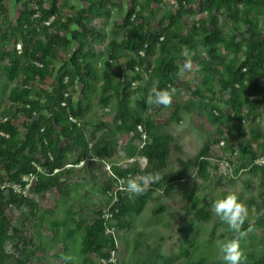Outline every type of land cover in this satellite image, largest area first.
<instances>
[{
    "label": "rangeland",
    "instance_id": "374dc122",
    "mask_svg": "<svg viewBox=\"0 0 264 264\" xmlns=\"http://www.w3.org/2000/svg\"><path fill=\"white\" fill-rule=\"evenodd\" d=\"M136 1V12L143 15L141 20L136 21L139 27L157 35L170 31L176 38H170L167 50L158 44L154 53L147 55L142 66L144 71L138 78L129 68L132 62L137 61L135 55L122 49L113 55L110 48L113 40L120 42L125 39L124 24L131 9V0H108L100 13L98 10L88 12L89 26L103 31V38L93 42L97 56L90 60L95 66L96 79L92 81L93 89L88 91L87 99L84 100L83 87L78 79L68 94L72 93L77 113L74 117L79 121L78 127L84 130L89 153L85 155L79 147L67 144L60 129L56 128L55 140L66 151L61 167L49 173L41 166L43 172L22 192H15L14 186L20 184L23 176L17 181L5 170L0 171V193L4 198L6 215L11 221L0 264H18L20 260H27L26 254L30 264H182L189 261L224 264L216 241L231 239L234 234L211 208L215 199L223 198L229 192H235L248 209V218L242 227L246 234L240 239L244 254L242 264H257L250 262L248 256L260 257L263 254L261 171L243 169L236 147L245 140L252 143L259 156L264 154V107L251 115L245 112L242 127L234 129L236 120L225 102L229 95L221 91L217 81L212 92L203 90L207 75L204 63L224 72L226 64L232 59L236 60L235 68L240 67L245 60L244 55H236L221 44L217 59H213L208 55L204 37L193 38L190 47L181 42L182 37H192L193 25L198 26L201 17H208L206 0H189V3L182 0H160L158 3ZM180 3L183 10L178 15ZM46 5H50L49 0H46ZM88 7L86 0H60V19L62 22L73 19ZM21 13V5L16 0H0V122L11 117V122L19 129V138L23 139L30 120L27 113L22 112L24 103L15 97L14 91L30 90L24 99L41 104L38 111H33V119L48 118L44 92L52 93L64 69L72 68L69 59L78 50V45L73 41L66 44L62 49L65 52L63 57L51 60L53 73L45 81L35 79L23 83L25 73L21 67L27 60L21 54L24 41L16 30V20ZM255 16L264 35V15ZM219 17L225 39L234 40L245 50L249 35L242 17L237 30L234 20L223 14ZM206 28L211 29L208 24ZM69 29L75 30L76 26L71 25ZM61 33L71 38V32ZM38 37L46 40L44 34ZM187 58L192 59L193 69L181 77L178 72ZM15 64L21 69L14 72L11 79L9 74L12 67H17ZM168 64L177 72V79L171 85L177 88V94L168 108L150 106L146 102L148 92L153 82L160 79L154 70L159 66L165 68ZM124 82L132 87L136 85L137 94L130 98V104L148 123V129L143 127V131L139 132L140 138L125 132L117 119ZM107 83L113 89L106 93L104 101L101 95ZM253 85L264 86L259 80ZM141 102L145 105L142 106ZM26 107L30 108V105ZM211 113L224 120L220 127L210 116ZM154 137L163 138L170 150L163 160L166 180L158 181L157 187L150 185L142 194L130 195L125 191L127 178L145 175L147 170L152 169L144 148ZM224 142L231 144L226 151L219 149ZM205 146H210L203 159L208 177L202 175L196 159ZM36 158L42 159L41 154H37ZM54 176H58L57 181H53L54 187L40 191V182L48 184ZM11 191L19 197L35 200L36 211L32 213L25 206H14ZM118 193L134 202L144 201L141 213L132 211L125 217L123 225L110 212L113 203L118 200ZM203 207L210 212L209 220L201 221L196 216ZM97 220L103 222L104 234L113 240L114 248L85 255L82 252L85 225ZM22 251L25 253L22 254ZM64 256L71 259L66 262L62 259Z\"/></svg>",
    "mask_w": 264,
    "mask_h": 264
},
{
    "label": "trees",
    "instance_id": "16d2710c",
    "mask_svg": "<svg viewBox=\"0 0 264 264\" xmlns=\"http://www.w3.org/2000/svg\"><path fill=\"white\" fill-rule=\"evenodd\" d=\"M107 1L86 0L89 6L86 10L80 11L77 17L62 22L59 16L60 0H49V6L46 5V0H16L22 8V13L16 20V30L24 41L21 54L27 60L26 64L21 67L25 73L23 83L27 84L35 79L45 81L49 78L53 73L51 60H58L63 57L62 55L65 52L62 49L66 44L73 41L77 43L78 50L69 59V64L72 68L67 67L66 70L64 69L55 90L52 93L44 92V98L47 99L46 111L48 112V118L39 117L38 119H33V111H38L41 108V104L37 101L32 102L24 99L30 94V90L18 89L14 91L15 97L24 103L21 110L27 113L30 127L23 139H20L19 129L11 122V117H7V122H0V132L5 134H0V171L5 170L13 180L18 181L24 175L37 173L34 163L42 166L49 173H53L55 168L61 167L65 160L66 151L55 140L54 133L56 128L60 129V134L66 139L67 144L72 143L73 146L79 147L85 155L89 153L84 130L69 120L70 115L77 116L73 106L72 93L68 97H65V94L75 85L77 79L82 84L84 100L87 99L88 91L93 89L92 81L96 79V71L90 60L97 56L93 48V42L103 38V31L89 26L87 14L93 10H98L100 13V9L104 7ZM152 1L158 3L160 0ZM206 1L208 3V17H201L198 26L196 24L193 25L192 37L190 39L182 37L181 42L190 47L192 46L193 38L204 37L208 55L213 59H217L221 44L225 46L226 50L234 52L236 55L240 53L244 55L245 60L240 67L235 68L236 60L232 59L226 64L224 72L212 68L206 63L203 65V69L207 74L203 90L212 92L214 82L217 81L220 84L221 91L229 95L225 102L236 120L233 128L239 130L245 121V112L251 115L256 110L264 107V86L253 85L256 80L261 81L264 85V35L260 30L259 20L255 16V14L264 15V0ZM182 2L189 3V0H182ZM137 6V1L131 0V9L124 24L125 39L120 42L113 40L110 43V48L113 55L119 49L135 55L137 61L135 60V63L132 62L129 68L139 78L142 72H137L135 68L139 67L141 69L146 63L147 57L143 59L139 55V52L145 49V45H148L146 51L147 55L150 56L154 53L158 44L161 45L162 49L167 50L170 38H176V35L170 31L159 35L144 31L136 24V21L143 18L141 13L136 12ZM182 10L183 4L180 3L178 15H181ZM134 14L135 19L132 20ZM222 14L234 20L236 30L242 17L249 35L248 45L245 50L242 49L240 44L235 43L234 40L225 39L219 22V16ZM207 24L210 25V30L206 28ZM71 25L76 26V29L70 31ZM62 31L71 32V38H68L66 34L63 35ZM40 34H44L46 40L40 39L38 37ZM161 37L164 39L161 40ZM15 66L17 67H12L9 74L11 79L14 78V72L17 73L18 69H21L18 65L15 64ZM154 71L160 77L158 81L161 88L173 85L177 79V72L172 65L169 66L168 64L165 68L159 66ZM123 85L117 119L121 122L125 132L135 138H140L138 126L148 129V123L144 120L143 115L130 104V98L137 94V88L135 87L136 85L133 88L127 82H124ZM110 89H113L110 83L104 85L101 95L102 100L106 101L105 96ZM252 96H255V99L252 100ZM39 97L42 98L41 96ZM27 104L30 105V108L26 107ZM141 105L144 106L145 104L141 102ZM79 107L82 108V104H79ZM210 116L219 127L223 124L224 120L215 116L214 113H211ZM43 129L44 131L42 132ZM218 132L221 133L220 128ZM164 141L161 137H154L152 142L144 148L145 157L152 167L151 170H147L146 174L159 172L161 175L159 181L166 180L163 160L170 154V150ZM216 143L219 145L218 142ZM230 147L231 144L229 142L228 144L224 142L222 146H219V149L226 151ZM236 148L240 155L239 160L243 169H249L250 172L261 171V195L264 196V168L250 167L259 156V151L253 148L251 142L245 140L240 141ZM262 149L264 150V144ZM209 151L210 146H205L196 156L197 165L204 177L208 176L205 174L206 164L203 159ZM37 154H41L42 159L36 158ZM57 177H52L48 184L40 182L39 190H51L55 185L53 181H57ZM1 182L2 178L0 176ZM151 185L152 187H157L159 184L156 182ZM117 197L118 200L113 203L110 212L118 223L123 225L125 217L132 211L139 214L143 210V200L139 203L134 202L123 196L122 193H118ZM10 198L11 203L18 208L25 206L32 213L37 209V203L32 198L19 197L13 191L10 192ZM3 201L4 198L0 193V260L4 253L3 248L7 231L11 227V221L6 215ZM196 216L199 220L206 221L210 219V212L207 207H203L197 212ZM85 230L83 254L102 253L108 247L114 248L113 240L104 234L102 221L97 220L92 224L85 225ZM185 240L190 245H193L191 240L187 238ZM24 253L25 251H22V254ZM26 255L27 260H20L18 264H30V261H28L29 255ZM248 260L257 264H264V251L260 257L249 255ZM182 264H204V262L189 261Z\"/></svg>",
    "mask_w": 264,
    "mask_h": 264
},
{
    "label": "clouds",
    "instance_id": "9594fccd",
    "mask_svg": "<svg viewBox=\"0 0 264 264\" xmlns=\"http://www.w3.org/2000/svg\"><path fill=\"white\" fill-rule=\"evenodd\" d=\"M193 61L191 58L185 59L178 75L183 77L185 73L191 72ZM177 88L168 85L161 88L159 81H154L150 88L146 102L150 106L168 108L177 94ZM161 179L159 172H150L145 175L127 178L125 191L130 195L142 194L148 187ZM212 212L219 217L220 221L227 224L229 230L234 234L233 238L216 241L221 259L224 264H242L244 254L240 247V239L246 234L242 227L248 218V209L241 202L235 192H229L223 198H217L212 202ZM251 231V229H249ZM64 261H69L70 256L62 257Z\"/></svg>",
    "mask_w": 264,
    "mask_h": 264
},
{
    "label": "built area",
    "instance_id": "2783aa9c",
    "mask_svg": "<svg viewBox=\"0 0 264 264\" xmlns=\"http://www.w3.org/2000/svg\"><path fill=\"white\" fill-rule=\"evenodd\" d=\"M163 39H164V38L161 37V40H163ZM147 49H148V45H145V49H143V50H141V51L139 52V55H140L143 59L147 57V51H146ZM135 70H136L137 72H143V71H144L143 68L140 69L139 67H136ZM133 85H135V83H133ZM68 96H69V94H68V92H66L65 97H68ZM251 99H252V100L255 99V96H252ZM63 104H65V103H63ZM69 120H70L72 123H75V124H77V125H80V124H79V121H78V120L76 119V117H74V116H71V115H70V116H69ZM7 121H8V118L6 117V118L3 120V122H7ZM138 130H139L140 132H142V131H143V127H142V126H138ZM0 134H1V135H5L3 132H0ZM7 136H8V135H7ZM223 144H224V143H221V145H223ZM34 165H35V167L37 168V173L30 174V175H24V176L22 177V181L20 182V184L14 186V190H15V192H16V191H17V192H22L23 189H24V190H27L28 187L30 186V185H29L30 182H33L35 179H37L39 173L43 172V171H41V166H40V165H38V164H36V163H34ZM250 167L264 168V154H262L261 156L257 157V159H255V160L253 161V163L251 164ZM28 176H30V177H28ZM30 178L32 179V181H29ZM24 190H23V191H24Z\"/></svg>",
    "mask_w": 264,
    "mask_h": 264
}]
</instances>
